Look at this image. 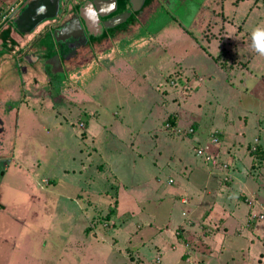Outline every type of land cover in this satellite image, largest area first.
I'll use <instances>...</instances> for the list:
<instances>
[{"label":"rangeland","instance_id":"374dc122","mask_svg":"<svg viewBox=\"0 0 264 264\" xmlns=\"http://www.w3.org/2000/svg\"><path fill=\"white\" fill-rule=\"evenodd\" d=\"M178 1L88 64L42 62L23 89L12 86L19 116L13 156H1L0 264H131L129 250L160 264L175 252L166 239L193 218V233L219 237L222 264H264V220L246 216L264 206V57L250 47L264 0ZM204 26L211 42L197 49L189 32ZM222 53L237 63L230 72L214 60ZM200 142L234 172L208 171ZM124 187L136 201L124 197L111 222L93 225Z\"/></svg>","mask_w":264,"mask_h":264},{"label":"flooded vegetation","instance_id":"af4514ba","mask_svg":"<svg viewBox=\"0 0 264 264\" xmlns=\"http://www.w3.org/2000/svg\"><path fill=\"white\" fill-rule=\"evenodd\" d=\"M179 4L178 0H61L57 17L41 22L28 35L16 31L10 17L17 10L12 13L0 24V164L6 162L1 156H13L12 150L6 152L7 140L17 136L18 109L9 105L16 97L14 84L23 89V79L36 74L42 62L57 61L59 68L88 64L86 59L110 44L126 43L145 31L158 12L176 6L180 10Z\"/></svg>","mask_w":264,"mask_h":264},{"label":"crops","instance_id":"0c3cea01","mask_svg":"<svg viewBox=\"0 0 264 264\" xmlns=\"http://www.w3.org/2000/svg\"><path fill=\"white\" fill-rule=\"evenodd\" d=\"M1 7L4 6V4H0ZM233 165V163H231ZM231 173L234 172V167H231ZM209 171V169L207 168ZM209 179V178H208ZM169 180V179H168ZM129 189L124 190L123 192L129 193ZM180 204L181 200H180ZM187 205L189 207V210L193 211V208H191V204L188 200ZM243 207V206H242ZM240 208V206L237 205V210ZM244 208V207H243ZM247 213H248V208H247ZM230 217L234 220H238L241 218H245V214L241 213H236V211H233L232 213H229ZM248 214H246L247 216ZM182 217V216H181ZM184 223V222H183ZM192 224V223H191ZM190 225L189 228H185V226L188 225H179V231L181 233L176 232L175 230L173 233L175 234L172 236L170 239L169 244L170 247L175 251V252H168L167 254H172L170 257L167 258V260H164V262L161 261L160 264H222L220 262L221 256L224 254V248L222 251H217L215 247V241L219 238L216 234H208L207 231L202 232V234H195L193 233V230L191 227H194L193 225ZM195 224V223H194ZM199 224V223H198ZM178 229V228H177ZM190 229V230H188ZM205 229V228H202ZM237 236L240 235V233H236ZM162 239V236H161ZM174 242V243H172ZM160 244V241L159 243ZM167 245H162V248H165ZM223 247V246H222ZM203 248H205V254H203ZM180 249V252H178ZM178 252V253H177ZM165 254V257L166 255ZM260 264V263H259Z\"/></svg>","mask_w":264,"mask_h":264},{"label":"trees","instance_id":"16d2710c","mask_svg":"<svg viewBox=\"0 0 264 264\" xmlns=\"http://www.w3.org/2000/svg\"><path fill=\"white\" fill-rule=\"evenodd\" d=\"M181 26H183V25H181ZM184 27V26H183ZM200 28V30H199V34H196V35H193V33H191V32H189V36H193L194 37V40H193V42H196V44H197V46H196V48L197 49H199V48H201V49H203V50H205L204 49V47L202 46V44H201V42H206L207 43V45L206 46H208V45H210L209 43L211 42V40H210V37L208 36V31H207V29H209V28H207V27H199ZM207 31V32H206ZM206 32V34H205V36H202V34L203 33H205ZM197 39V40H196ZM200 39V41H198ZM215 40H216V37L214 38ZM220 40H221V43H223V36H221L220 38H219ZM218 39V40H219ZM218 40H216V41H218ZM192 45V44H191ZM205 46V47H206ZM205 52V51H204ZM207 54H208V52H206ZM205 53V54H206ZM223 54V53H222ZM184 58V57H183ZM215 60V62L218 64V62L221 64V66L227 71V72H230V70L232 69V66L233 65H236L237 63H236V61L232 58V57H224V54L223 55H219L216 59H214ZM85 64H86V62H85ZM169 118H171L172 120L170 121L169 120ZM168 119H167V122L166 123H168L167 125L168 126H171L172 127V129L174 128V129H176L175 128V119H174V117H169ZM199 127V124H197V123H194V124H192V130L190 131L191 133H193V131H195V130H197V128ZM173 129V130H174ZM177 131V130H176ZM188 136H190V137H192V134H189L188 133ZM201 143V145H204L203 144V142H200ZM259 149L260 148H258V146H257V148H255L253 151H255V152H251V157L252 158H256V156L255 155H257V153H258V151H259ZM263 155H264V153H263ZM257 157H259L258 158V160H260V162L264 159V156H257ZM231 167H233V165L231 164V163H229V165H228V168H227V170H232V168ZM115 185V184H114ZM127 189V187H124L123 189H122V191H124V190H126ZM117 191V190H116ZM121 192V191H120ZM124 197H126L127 199H128V202L127 203H131V202H135L136 200L134 199V197L133 196H131V195H129V194H127V193H125L124 194V192H122L121 194H120V196L119 197H117V199L115 200V205H118L117 207H116V210H115V208H113V209H109L108 211H109V213L105 216V218H103V219H98V220H96V221H94V222H92V224L93 225H96L97 223H99V227H100V225L102 224V221H104V223H109V222H111L112 220V217H114L116 214H118L117 213V209L119 210L120 209V206H122L123 207V198ZM244 198V197H243ZM244 200V199H243ZM240 201H242V200H240ZM244 201H242V203H243ZM254 211V208L252 207H250L249 209H248V215H247V220H248V222L250 223V224H252V225H254V223L253 222H251V213ZM111 218V219H110ZM188 221V219L187 220H185V222H187ZM193 223L191 224V225H194V223H195V221L196 220H194V218H193ZM97 227V226H96ZM95 227V228H96ZM98 227V228H99ZM94 228V229H95ZM97 228V229H98ZM95 232H96V229H95ZM103 232L105 233L104 234V236H106V232H105V230H103ZM181 232V231H180ZM119 254H121V256L123 257V255H122V252L120 251V250H118L117 251ZM132 252V250H129V252L127 253V251H126V254L127 255H130V258L131 259H125V263H131V264H141V262H142V260L140 259V257H138V256H134V255H132V254H130ZM116 253V252H115ZM128 258V257H127ZM144 262V261H143ZM145 263V262H144ZM143 263V264H144ZM157 263H160V260L157 262Z\"/></svg>","mask_w":264,"mask_h":264},{"label":"water","instance_id":"95a60500","mask_svg":"<svg viewBox=\"0 0 264 264\" xmlns=\"http://www.w3.org/2000/svg\"><path fill=\"white\" fill-rule=\"evenodd\" d=\"M60 4L61 0H29L25 8L13 18V26L18 33L28 35L41 22L57 17Z\"/></svg>","mask_w":264,"mask_h":264},{"label":"built area","instance_id":"2783aa9c","mask_svg":"<svg viewBox=\"0 0 264 264\" xmlns=\"http://www.w3.org/2000/svg\"><path fill=\"white\" fill-rule=\"evenodd\" d=\"M24 1L25 0H13L11 2H6V4L3 7H0V24L5 22L8 19V17L12 13H14L20 7L21 4H23ZM217 142H218V140H217ZM217 142H216V144H217ZM213 145H215V144H213ZM204 147H205L204 145H200L196 148V157L203 160L208 165L207 167L210 168L211 171H215V172L217 171L220 173H225V176H226V174L229 176V174L227 173V172L230 173V169L227 170L228 165L226 164V166H224L221 164H215V162H214L215 158H214L213 154L209 150H206ZM172 182L173 181L171 179L168 180L169 184H172ZM253 202L255 203L254 199H252V201H250L248 199L245 200V204L247 203L248 206H251L253 204ZM259 210H261V212L251 213V221H263L264 220V206L260 205Z\"/></svg>","mask_w":264,"mask_h":264},{"label":"clouds","instance_id":"9594fccd","mask_svg":"<svg viewBox=\"0 0 264 264\" xmlns=\"http://www.w3.org/2000/svg\"><path fill=\"white\" fill-rule=\"evenodd\" d=\"M250 47L258 56L264 57V24L257 25L252 29L250 33ZM208 169L210 170V168Z\"/></svg>","mask_w":264,"mask_h":264}]
</instances>
